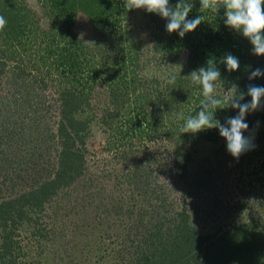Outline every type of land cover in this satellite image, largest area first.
Listing matches in <instances>:
<instances>
[{
    "label": "trees",
    "instance_id": "1",
    "mask_svg": "<svg viewBox=\"0 0 264 264\" xmlns=\"http://www.w3.org/2000/svg\"><path fill=\"white\" fill-rule=\"evenodd\" d=\"M39 1L41 12L50 21L48 27L42 25V18L26 0H0V16L7 21L0 32V86L5 72L12 68L10 64L15 63L11 84L23 86H17L16 92L26 91L27 102L22 100L19 107L28 109L31 117L38 112L36 102H31L40 96L35 93L37 78L34 80V76H39L44 86H50L48 131L58 151V159L46 164L50 170L48 176L33 182L28 190L6 195L0 189V229L5 239L2 258L6 264H30L19 259V255L4 257L13 252L17 243L9 230H14L27 217L28 210H42L59 190L72 186L84 176L91 124V117L84 114L98 84L106 86L110 93L113 109L105 112V116L112 120V125L116 124L113 131L121 135L114 140L161 137L175 141L173 172L178 178L188 174L193 162L187 150L189 144L221 138L218 129L196 134L180 132L186 118L200 111L203 100L202 86L194 84L190 74L206 68L209 61L215 63L221 73L217 83L223 89H217V97L224 102L221 107H226L239 93L244 94L240 103H250L248 86L264 87V75L249 79L256 69L264 72V55H255L250 41L225 25L224 9L218 14L201 12L199 0H190L193 8L187 19L201 16L202 22L183 38L178 32L166 30L167 20L149 13L153 25L152 46L144 53L143 44L132 37L129 23L125 22L132 10L124 8V0ZM178 2L169 0L172 7ZM83 16L91 28L88 38L79 37L73 31ZM150 51L158 67L187 52V69L183 73L144 77L141 68L145 65L140 61L142 53L146 55ZM227 54L238 59V70L229 72L222 63ZM28 72L37 74L32 76ZM173 76L175 82L170 83ZM236 115L238 110L229 106L217 109L214 118L223 124ZM252 119L264 126V99L256 111L246 114L245 120ZM27 129L32 137L33 128ZM114 140L109 144L113 146ZM5 155L0 152V170L13 162ZM148 169L137 162L132 172L134 190L148 188V177L143 179V175H152ZM255 175V181L263 187L264 161L258 165ZM165 197H161L160 204L156 205L159 209L150 218H145L140 211L134 213L142 237L133 242L134 252L125 264H264V222L235 224L219 234L205 235L193 225L186 205L173 210L168 194Z\"/></svg>",
    "mask_w": 264,
    "mask_h": 264
},
{
    "label": "rangeland",
    "instance_id": "2",
    "mask_svg": "<svg viewBox=\"0 0 264 264\" xmlns=\"http://www.w3.org/2000/svg\"><path fill=\"white\" fill-rule=\"evenodd\" d=\"M26 3L38 12L42 25L48 27L50 21L41 12V2L26 0ZM78 22L73 31L79 37H90L91 28L84 16ZM125 22L129 23L132 37L141 41L144 53L147 52L152 46L153 32L149 13L133 9ZM144 53L140 61L145 65L141 68L144 77L183 73L187 69V52L175 60L162 62L160 67L151 51ZM10 66L0 86V152L13 161L0 170V189L6 195L26 191L33 182L47 177L50 170L46 164L58 159L48 131L50 86H44L39 76H34L37 73L28 72L34 80L37 78L34 88L40 95L31 102H36L34 106L38 109L36 116L31 117L28 109L19 107L26 91L16 92L17 86H23L11 84L15 63ZM217 89L223 90L219 85ZM111 105L108 88L98 84L84 114L91 117L84 176L59 190L42 210H28L27 217L9 230L17 243L13 252L4 257L19 255V259L30 264H125L134 252L133 242L142 237L134 213L140 211L150 218L159 209L156 205L161 197L167 194L171 208L177 210L186 205L193 225L205 235L219 234L235 224L264 222V186L255 181V171L264 161V126L259 121L245 120L249 128L244 135L254 147L239 159L227 151V142L222 137L189 144L187 150L193 162L188 174L178 178L173 172L175 141L161 137L114 140L119 132L113 131L116 124L112 125V120L105 116V112L113 109ZM29 126L33 128L32 137L27 133ZM110 140H114L113 146ZM137 162L149 167L152 173L143 175L150 184L148 188H140V192L134 190L135 182L132 184ZM4 242L0 229V264H6L2 258Z\"/></svg>",
    "mask_w": 264,
    "mask_h": 264
},
{
    "label": "clouds",
    "instance_id": "3",
    "mask_svg": "<svg viewBox=\"0 0 264 264\" xmlns=\"http://www.w3.org/2000/svg\"><path fill=\"white\" fill-rule=\"evenodd\" d=\"M200 11H211L218 14L224 9V23L230 29L241 33L253 46V53L257 56L264 55V0H199ZM123 6L126 10L144 9L148 13H154L167 20L166 30L169 33L178 32L181 38L188 32L195 30L202 22V17L187 19L193 8L190 0H179L172 7L169 0H124ZM7 25V21L0 16V32ZM229 72L239 68L238 59L227 54L223 60ZM264 75L260 69L251 73L249 79ZM194 84L202 86L203 100H201L200 111L195 116L186 118L180 132L196 134L208 129H218L219 134L227 142V151L236 159L251 150L254 145L244 132L249 125L245 122L246 114L256 111L261 106L264 99V87L249 85L247 95L251 97L250 103H240L244 99V94L239 93L236 97L228 101L226 107L238 110V115L227 118L225 123H221L214 118V113L224 103L217 97V83L220 81L221 73L216 68L215 63L209 61L208 66L201 67L190 74ZM175 82V76L169 81ZM233 89L236 90L234 86ZM237 91V90H236Z\"/></svg>",
    "mask_w": 264,
    "mask_h": 264
}]
</instances>
